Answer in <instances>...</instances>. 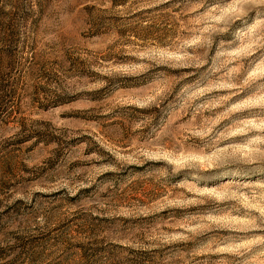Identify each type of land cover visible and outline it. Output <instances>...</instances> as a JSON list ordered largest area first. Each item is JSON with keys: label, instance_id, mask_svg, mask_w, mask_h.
<instances>
[{"label": "rangeland", "instance_id": "1", "mask_svg": "<svg viewBox=\"0 0 264 264\" xmlns=\"http://www.w3.org/2000/svg\"><path fill=\"white\" fill-rule=\"evenodd\" d=\"M0 264H264V0H0Z\"/></svg>", "mask_w": 264, "mask_h": 264}]
</instances>
